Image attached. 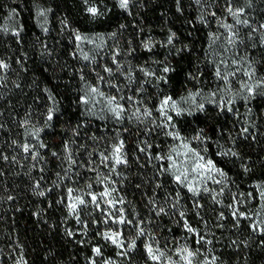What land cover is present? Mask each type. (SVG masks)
<instances>
[{"label":"trees","instance_id":"16d2710c","mask_svg":"<svg viewBox=\"0 0 264 264\" xmlns=\"http://www.w3.org/2000/svg\"><path fill=\"white\" fill-rule=\"evenodd\" d=\"M232 3L235 7L246 8L247 18L253 26L264 23V0H253L251 9L247 8L246 0H232ZM89 4L98 6L103 15L92 19L86 13V5L82 0H0V29L8 28L11 31L23 28L19 42L10 33L0 31V59L10 65L6 73H0L4 76V80L0 81V156L8 157L7 161L0 158V172H3L0 175V264H15L21 255L26 264H89L90 259L101 264L102 259L109 258L116 264H145L143 243L146 238L138 241L139 248L128 257L117 256L118 250L97 235L98 231L103 232L106 228L100 222L103 218L99 211H94L91 206L82 208L81 223H77L75 216L68 215L65 205L57 203L60 199L66 201L67 187L82 189L89 178L95 179L94 173L86 172L78 166L86 162L88 152L92 151L93 134L104 138L100 142L99 151L111 142L117 130L122 132L127 142L129 165L126 168L121 166L118 170L123 175H113L112 179L116 181L115 186L120 195L129 202L124 206L129 218L138 213L146 221L145 227L151 229L157 238L164 237L170 241L173 237L182 239L188 235L183 231L182 222L179 225L176 223L179 219L178 212L183 210L189 223L200 232H204V222L207 221V228L215 233V237L209 235L214 241V254L219 255L224 264H264V246L260 245L264 236L251 234L247 221H242L239 229L233 228L228 210L212 204L210 197L200 199L203 204V208L199 210L200 216L193 210L192 198L186 191L182 194L177 209L168 205L166 210L169 215L157 217L154 212H150L148 199L155 197L160 204H164L168 193L175 194V187L170 178L155 177L153 165L157 162L150 161L146 155L137 152L136 144L147 139L153 144L159 143L166 150L171 141L166 142L165 137L155 132L145 137L143 125L138 126L134 122L125 120L122 125H118L111 119L101 121L85 116L82 114V106L77 103L79 95L84 91V84L79 79L80 73L92 84L96 83V72L107 78L103 67L107 65L115 69L112 55L117 49L121 53L118 60L125 69L144 66L149 70H157L159 75V69L167 63L175 68L174 72L168 74V85L161 82L157 86L155 80L146 84L145 103L154 108L163 95H171L179 100L189 90H201L203 95L197 102L204 103V111L175 118L178 129L188 138L204 129L205 134L212 138L208 143L209 155L228 173L231 191L254 192L252 185L264 183V97L258 96L246 106L236 95L240 82L246 79L238 74V78H230L232 82L229 87L232 91L225 97L236 98V103L232 106L235 114L221 111L217 103L220 102V96L225 95L220 91L224 84L214 77V71L221 59H227L229 70H232L236 66H232L230 60L244 57L246 61L253 63L258 76H264V44L260 42L261 33H254L249 39L250 29L240 27V43L236 48L224 51V39L209 48V32L223 33L224 29L219 28L211 16L207 18V26L200 23L198 16L201 8L193 0H180V12L177 11L176 0H133L127 11L121 10L116 0H89ZM41 8L53 9L45 25L49 29L47 33L37 24L36 12ZM13 9L15 15H11ZM213 10L218 16L227 15L224 0H216V6L209 9ZM64 19L69 22L70 27L62 30L61 21ZM72 28L81 33H101L105 37L113 32L116 35L112 39H106L104 47L94 54L95 62L89 63L82 60L78 52L75 58L70 54L75 51ZM170 33L176 34L173 45L164 46ZM146 42L153 45L151 51L144 49L143 44ZM131 49L135 51L129 55ZM177 49L183 50L177 54ZM213 60L215 64L212 63ZM239 66L246 68L247 64L242 61ZM188 73L198 79H188ZM134 75L137 83L132 85L133 89L139 87V80L144 79L143 74L138 71ZM115 82L127 83L119 74L116 75ZM17 84L20 87H16ZM100 87L106 92L115 91L108 89L103 83ZM45 88L58 101V111L54 120L49 122L50 126L45 123L47 109L51 106ZM213 91L217 92L215 103L210 102L213 98L209 94ZM132 94L134 92L125 89V95ZM184 107L191 110L194 105L189 101ZM249 107L252 108L250 115L247 114ZM25 119L30 121L27 129L21 126V121ZM250 123L255 124L254 128H249L255 139L253 135H241L242 128ZM77 124L81 127L78 135L74 136L73 129ZM35 127L42 129L38 139L26 135V131H34ZM124 128L129 131L124 133ZM233 139L235 145L232 143ZM13 140L19 144L30 143L43 159L32 160L30 155L12 144ZM72 141L75 143H71ZM41 142L46 145L45 148L39 147ZM65 142L71 143L72 153L78 164L70 173L71 179L59 182L56 174L63 175L67 167L64 161ZM217 145L221 151L234 148L240 153V159L218 157ZM151 151L155 155L160 149L153 148ZM53 152L57 156H53ZM137 156L139 160L136 159ZM13 157H16L15 161ZM94 159L99 162L98 157ZM242 163L252 170L245 173ZM100 171L107 172L108 169L101 167ZM76 172L82 173V176H76ZM158 179L163 187L155 189ZM54 181H58L60 186L57 187ZM36 184L40 186L36 191L45 192L43 197L34 191ZM94 190L100 191L102 188L94 185ZM9 195L14 199L9 201ZM222 199L224 204L230 203L231 194H226ZM258 204V200L250 201L242 206V210L256 211ZM220 211H224L228 217L221 222L225 224L223 229L215 227ZM173 212L175 214H171ZM149 219L154 223H147ZM84 225H87L86 231ZM121 230L128 238L135 235L130 226H122ZM68 232L73 235H67ZM232 240H247L248 246L241 244L239 248L229 247ZM93 246L102 248L103 257H93Z\"/></svg>","mask_w":264,"mask_h":264},{"label":"snow or ice","instance_id":"6c2138e0","mask_svg":"<svg viewBox=\"0 0 264 264\" xmlns=\"http://www.w3.org/2000/svg\"><path fill=\"white\" fill-rule=\"evenodd\" d=\"M133 0H116L117 6L124 11H127L132 4ZM193 2L201 8V13L198 16V21L207 26L209 23L208 17L211 16L216 22L219 28H223V33L209 32V39L211 48L216 45L218 41L224 39L225 47L224 51H230L238 46L240 43L239 32L240 27H247L249 31V39L252 38L254 33L260 32V42L264 44V23L253 26L250 19L247 18V11L245 7H235L232 0H224V11L227 14L225 17L217 15L216 11H209L216 6V0H193ZM82 3L86 5L85 11L92 18L95 19L98 16L103 15L99 7L95 4H89V0H82ZM177 11H181L180 0H176ZM247 8L253 7V0H246ZM53 11L52 8L39 9L36 12L37 24L43 29L45 33L49 29L45 26L48 21V15ZM15 9L12 10L11 15H15ZM43 18V23L40 22V18ZM230 17L232 23L226 22ZM62 30L70 27L69 22L64 19L61 21ZM123 27V25H121ZM4 34H11L17 38V42L20 41L23 28L15 30H9L8 28L0 29ZM72 39L75 43V51L70 53L75 58L76 53L82 60L89 63L95 62V56L90 55L89 52L84 50V45H92L93 49L97 52L105 45L106 39H112L116 33H111L107 37L102 34L95 36H89L81 33L78 29L72 28ZM175 33H170L167 38V42L164 46L173 45ZM131 44V42H129ZM143 47L147 51H151L153 45L151 42H146ZM183 49H177V54ZM135 49L129 51V55ZM120 51L117 49L112 55L113 67L105 65L103 67V73L107 74V78L99 72H96V83L92 84L88 82L81 72L79 79L84 84V91L82 95L78 97V105L82 106V114L90 118H95L101 121H111L115 124L122 125L125 120L134 122L136 125H143V134L145 137L151 136L152 133L162 135L167 141H171L168 144L167 149H163L159 143L153 144L147 139L140 140L136 144V151L144 154L150 161L157 162L155 165V177H168L171 180L172 185L175 187V194L168 193L164 198V204H160L155 197L148 199L149 211L154 212L157 217L162 215H169L166 210L168 205L171 204L172 209H177L180 205L182 194L186 191L192 198L193 210L197 216H200V209L203 208V204L200 199L204 196L210 197L211 203L214 205H220L221 208H226L232 220V227L239 229L242 226V221H247V227L251 234H257L264 236V183H256L252 185L255 191H249L244 193L242 191L232 192L229 188L228 173L219 167L217 162L209 155L208 143L212 138L205 134L204 129H200L191 138L185 137L178 129L175 118L183 117L184 115L192 116L196 111H204V103H198L197 100L203 95L201 90H189L187 94L181 97L179 100L175 99L171 95H163L159 98L155 107H151L150 104L145 103L144 97L147 95L145 85L152 80L156 81L157 86L162 82L164 85L169 83V73L175 71V68L170 67L167 63H164L162 69H159L160 74H157V70H149L144 66L138 68L125 67L120 63L118 57ZM247 64L246 68H241L239 65L241 62ZM20 62L19 60L17 61ZM215 64V60L212 61ZM230 63L234 67L229 70V61L227 59H221L220 63L216 65L214 71V77L218 81H223L224 87L220 91L225 95L220 96V102L217 103V107L221 111H227L228 113L235 114L232 107L236 103V98H225L227 93L232 89L229 87L232 79L238 78V74H242L246 79L240 82V88L236 95L239 96L245 102V105L255 99L256 97H264V76H258L256 69L253 67L251 61H246L244 57L239 59L232 58ZM223 66V68L221 67ZM10 68L8 62L0 59V73H6ZM95 71V69H93ZM138 71L143 74L144 79L139 80V87L133 89L132 85L137 83V77L134 73ZM123 76L127 81L126 84H120L115 82L116 75ZM188 79L196 80L197 76L192 73L187 74ZM4 80V76L0 75V81ZM103 83L108 89H114V92L104 91L100 85ZM16 87H20L19 84ZM125 89L129 92H134L132 95H125ZM47 94L48 100L51 106L48 107L46 113V126H50L49 122L54 120L55 113L58 111V101L56 97L47 88L44 89ZM213 100L210 102L215 103V97L217 92L213 91L209 94ZM191 101L194 107L191 110H187L184 104ZM252 113V108H247V114ZM158 114V116L156 115ZM29 119L21 121V126L27 129ZM2 127V125H0ZM81 127L77 124V127L73 129V135H78V129ZM254 128L255 124L250 123L247 127H243L241 135H253L249 128ZM41 128L35 127L34 131L27 132V136H31L34 139L39 138ZM127 133L129 130L124 128L122 130ZM139 129L137 135H139ZM94 142L92 151L88 152V158L86 162L80 163L78 166L84 169L86 172L94 173L95 179L89 178L84 188L77 189L74 187H67L66 189V201L65 199L57 200L58 204H64L68 215L75 216L77 223H81L80 211L81 209H87L89 206L94 211H99L102 216V222L106 228L103 232L98 231L97 235L105 242L113 245L118 251L117 256L128 257L130 253L139 248L138 241L141 238H146L143 243L144 255L146 257L145 264H224L219 255H215V248L213 247L214 241L209 238V235L215 237L214 232H210L207 228V221H205L204 232L198 231L193 227L186 219L185 211L180 210L178 212L179 219L176 223L179 225L182 222L183 231L188 235L182 239L175 237L172 240H168L164 237L157 238L156 234L151 229L145 227L146 221L139 217L137 213L132 218H129L124 207L129 203L123 196L120 195L119 190L115 186L116 181L112 179V176H122L123 174L118 170L121 166L125 168L129 165L127 142L123 138L120 130L116 131L115 136L111 139L103 150H99L100 142L103 137H97L95 134L91 137ZM253 139L255 136L253 135ZM71 143H75L72 141ZM71 143L65 142L64 161L67 167L64 169V174L57 173L58 181L62 182L66 178L71 179L70 173L74 166H77V158L72 153ZM235 145V140H232ZM12 144L21 148L22 151L31 156L32 160L43 159L39 152L34 150L33 145L30 143L19 144L16 140L12 141ZM202 145V147H201ZM40 148H45L44 143L39 144ZM85 147L86 146H81ZM157 148L155 155L152 154V149ZM216 155L218 157L237 158L240 159V153L234 148H227L225 150H219L220 146L217 145ZM53 156H57L56 152L52 153ZM94 157H98L94 159ZM3 160L7 161V156H0ZM14 161L16 157L12 158ZM139 160V156L136 157ZM143 167V165H141ZM108 169L107 172H101L100 168ZM241 167L245 173L250 172L252 169L247 164L242 163ZM43 171V169H41ZM3 175V172H0ZM76 176H82V173L76 172ZM126 179V177H124ZM58 181L53 183L58 187L60 186ZM94 185H99L102 190L95 191ZM215 185L217 187H210ZM39 184L34 186V191L39 189ZM139 188L140 185H137ZM163 187L162 182L158 179L155 184V189ZM231 194V202L224 204L223 197L226 194ZM36 194L43 197L44 191H36ZM9 201L14 197L9 195L7 197ZM259 201L256 211H244L242 206L250 201ZM18 210V209H17ZM175 214V212L171 213ZM228 217L224 211H220L217 217V224L215 227L223 229L225 227L222 221H225ZM147 223H154L151 219ZM115 225L117 227H112ZM122 226H130L135 231V235L128 238L121 230ZM85 231L87 225H84ZM171 232V229H169ZM67 235L72 236V232H68ZM163 240V243L161 241ZM243 244L248 246L247 240H232L229 247L239 246ZM260 245L264 246V239L260 241ZM93 257H103V251L100 246H93L91 249ZM15 264H26L24 257L21 255L19 259L15 261ZM89 264H97L95 259H90ZM101 264H116L115 261L109 259H102Z\"/></svg>","mask_w":264,"mask_h":264},{"label":"rangeland","instance_id":"374dc122","mask_svg":"<svg viewBox=\"0 0 264 264\" xmlns=\"http://www.w3.org/2000/svg\"><path fill=\"white\" fill-rule=\"evenodd\" d=\"M40 22L43 23V18L42 17L40 18ZM226 22L232 23V20L231 19H227ZM83 34H87L89 36H95V35L101 34V33H94V32H92V33H83ZM83 47H84V50L87 51V52H89L90 55H94L95 52H96V50L93 49V46L92 45H87L86 44Z\"/></svg>","mask_w":264,"mask_h":264}]
</instances>
